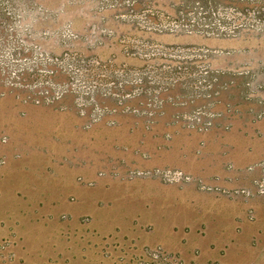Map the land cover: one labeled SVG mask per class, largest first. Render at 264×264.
<instances>
[{
  "label": "rangeland",
  "instance_id": "374dc122",
  "mask_svg": "<svg viewBox=\"0 0 264 264\" xmlns=\"http://www.w3.org/2000/svg\"><path fill=\"white\" fill-rule=\"evenodd\" d=\"M186 62L218 78L205 133L180 119L210 105ZM263 114L264 0H0V264H132L155 247L220 262L183 251L189 200L264 208L234 193L264 177L240 151H264Z\"/></svg>",
  "mask_w": 264,
  "mask_h": 264
},
{
  "label": "crops",
  "instance_id": "0c3cea01",
  "mask_svg": "<svg viewBox=\"0 0 264 264\" xmlns=\"http://www.w3.org/2000/svg\"><path fill=\"white\" fill-rule=\"evenodd\" d=\"M256 127L255 134L264 137V126L258 124ZM250 145L240 148V151L251 155L248 160L252 163L264 161V151L259 152L253 143ZM242 162L234 161L233 164L241 168ZM228 164L222 162L218 167L222 180L226 183H229L228 178L233 177V172L225 168ZM189 201V221L186 224L190 225L191 232L197 238L189 246L182 248L189 260L203 263L220 261L226 264H264V208L256 207L255 218H252L251 212L242 207L230 208V200H220L214 196H194ZM195 248L200 249L199 255L189 253V250Z\"/></svg>",
  "mask_w": 264,
  "mask_h": 264
},
{
  "label": "built area",
  "instance_id": "2783aa9c",
  "mask_svg": "<svg viewBox=\"0 0 264 264\" xmlns=\"http://www.w3.org/2000/svg\"><path fill=\"white\" fill-rule=\"evenodd\" d=\"M190 62H186L184 67H180V69H184L187 74L185 79V85L188 88L194 89V95L198 98L207 99L209 105L208 107H203L195 110L192 113H187L181 116V120L186 124L188 128L191 130L205 133L210 131L216 126L217 119L219 118L218 112L213 108L212 104H214V99L217 95L215 90L218 78L215 77L213 79L209 78V74L211 70L208 66H198L197 71H195L192 66H190ZM200 67V68H199ZM195 71V72H194ZM196 78V80H195ZM156 101L159 103V96H155ZM1 163V160H0ZM256 167L261 169L264 172V161L258 164ZM254 169V167L252 168ZM152 174H158L161 178L167 181H191L192 177L184 174L180 171H157L151 172ZM204 188H208L206 184H202ZM236 194H243L246 196L253 195H264V177L258 178L254 182V186L252 188L247 189H237L234 191ZM132 264H191L185 261L182 256L178 253L168 251L162 247H155L147 249L141 256H138L132 261ZM205 264H224L220 262L213 263H205Z\"/></svg>",
  "mask_w": 264,
  "mask_h": 264
}]
</instances>
